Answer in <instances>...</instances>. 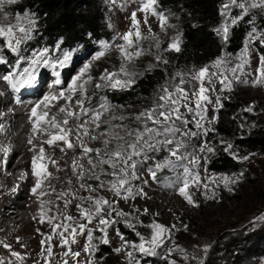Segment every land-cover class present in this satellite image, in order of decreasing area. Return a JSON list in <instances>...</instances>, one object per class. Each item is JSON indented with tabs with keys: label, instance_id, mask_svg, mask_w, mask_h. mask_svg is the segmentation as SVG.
Masks as SVG:
<instances>
[{
	"label": "rangeland",
	"instance_id": "obj_1",
	"mask_svg": "<svg viewBox=\"0 0 264 264\" xmlns=\"http://www.w3.org/2000/svg\"><path fill=\"white\" fill-rule=\"evenodd\" d=\"M146 2L147 0H102V7L110 28L109 36L101 40L90 38L87 43H78L70 49L59 45L60 51H57V45L46 47L33 42L37 30V17L28 7V0H16L11 4L7 3V0H0L3 7V11H0L2 14L0 22L13 24L16 22L17 14L21 16V26L28 27V18L34 21L27 37L16 31L15 34L21 40L18 46L15 45L16 52L7 47V38L0 36L4 38V41L0 40V59L6 61V63H0L1 77L8 75L16 78L18 74H21V70L16 72L13 69V74L9 72L11 64L8 55L16 60L13 68H21L33 59L34 53L38 54L45 48L49 50V55L53 58H62L64 52H71L72 60L66 68L58 69L59 77L53 74L51 68L40 67V76H43L44 80L34 87L40 89L41 93L47 94L49 90L46 88L56 79L66 80V87H68L72 77L85 64L91 65L77 82L75 91L77 97L70 102L76 111L66 129L67 133L72 130V142L78 147L73 161L86 159V171L82 176L81 173L77 174L76 184L71 186L75 188L76 193L58 200L60 205L66 200L76 201L70 209L73 219L69 221L63 218L59 222L61 225L68 224L71 227L65 232L61 226L60 231L63 237L59 234L56 239L48 240L42 235L38 240L39 245L43 246L41 251L46 253L50 245L58 244L67 237L73 240L71 229L76 228V237L80 232L79 225L84 224L85 229L81 234L85 245L82 248V255L78 257L72 255L73 264H130V259L131 264H172L173 261L175 264L182 262L264 264V220L257 219L264 216V155L252 152L240 157L230 139L210 135L212 127L217 122V112L225 101L237 105L234 114L241 129L248 133L256 129L264 130V77L261 76L260 71L261 56H264V35L253 23L244 48L237 55L224 53L206 62L178 65L177 61L169 56L170 52L175 51L169 49V45L179 38L181 17L159 12L155 3L151 9L142 11L143 4ZM239 4H243L244 9L240 8ZM225 5H228L227 9ZM253 5L257 6L253 7ZM221 10L222 21L215 28L217 30L227 26L226 39L222 30L218 33L225 44L231 27L243 16L253 11L264 12V0H236L235 4L232 0H226L222 3ZM154 12L159 15H154ZM24 13L28 14V18L24 17ZM133 13L136 14L138 21L135 27L132 21ZM5 15L7 19L4 18ZM161 15L166 18L164 22L160 19ZM233 20L236 21L234 24ZM137 30L141 34L140 39L135 36ZM129 31L133 33L134 43L128 51L133 53L138 51L140 55L133 56L131 60H125L114 45L123 44L121 37ZM104 43H107L109 48L104 56L96 59V54L104 50ZM217 60L222 61L219 66L215 64ZM121 65L131 75L126 76L121 73ZM205 67L208 72L204 79V87L208 89L206 95L209 100L202 102L200 114L195 111L189 113L181 107L180 111L184 119L188 120V124L173 137V145L160 147V150L155 152L148 151L147 159L134 157L137 161L136 178H132L129 173L127 185L132 189V195L124 199L123 197L128 195L124 190L121 191L120 196L115 195L109 190L115 178L107 174L112 169L108 165H103L104 171H101L100 168H93V164H96L100 158H105V154L114 150L117 143H122L114 138L117 134L125 135L128 131L143 127V124L136 121L135 117L146 109L156 106L158 96L162 94L160 91L162 86L177 84L180 77L176 74L179 73L189 82L184 85L186 89L191 91L195 85L198 90L199 81H193L192 76ZM154 69L161 71L158 86L152 90L151 95L139 97L136 103L115 105L99 94L104 88H113L109 82L101 79L105 70L109 73H119L116 78L122 81H133L131 86L142 73ZM89 77H91L90 80ZM51 78L55 80L50 81ZM221 80H224V84ZM97 84L101 86L96 87ZM80 85L83 87L81 88ZM53 103L56 104V110H59L68 103V100L58 93ZM190 106L195 108L194 102ZM96 113L101 114L99 120H94ZM69 117L68 114H62L60 123L65 124L64 121ZM51 119L52 116H48V121ZM197 122L201 127H197ZM148 125L153 126L150 121ZM52 130L60 131L56 128ZM184 132L195 133V135H183ZM106 140L110 142L108 146L104 143ZM177 142L180 144L177 156H171L168 149L175 148ZM83 147L100 149L101 156L98 157L95 152L85 154ZM220 150L233 152L242 161L241 170L231 174L214 172L211 169V160ZM33 153L32 151L31 154ZM166 159L171 160L172 164L157 171V178L153 180L148 169H154L157 163H163ZM28 160L25 159V161ZM90 160L92 163H89ZM162 171L163 178L159 177ZM94 173L100 176L99 181L93 178ZM69 175L72 176V174ZM185 179L189 182L186 191L192 197L194 204H189L179 194ZM225 180L228 181L227 184ZM101 182L104 183V187H98ZM82 184L85 187H81ZM88 197L94 199L103 197L109 201V205H104L100 214L95 215V212H92L91 223L81 217L80 208L77 207L80 205L81 208L93 209L94 203L88 200ZM46 208L48 209V206ZM45 211L48 212L46 209ZM117 213L124 215H117ZM34 215H38V210L34 212ZM101 218L110 221V225L107 227L101 225L99 223ZM153 223L164 226L168 231L163 234L162 243L156 247V255H145L134 249L132 245L139 244L140 237L143 236L145 246L151 247L148 242L151 240L153 229L149 226ZM101 228H105L107 233L109 241L107 244L102 242L105 232H102ZM32 229L36 231L37 227L32 226ZM89 232H91V240L88 238ZM103 246L109 248L111 253H102ZM117 248L121 251L116 252ZM27 250H23L24 258L28 256L29 259H33L35 256ZM129 252L132 253L131 258L128 256ZM17 259L14 257L15 261Z\"/></svg>",
	"mask_w": 264,
	"mask_h": 264
},
{
	"label": "bare ground",
	"instance_id": "obj_2",
	"mask_svg": "<svg viewBox=\"0 0 264 264\" xmlns=\"http://www.w3.org/2000/svg\"><path fill=\"white\" fill-rule=\"evenodd\" d=\"M15 24L16 22L11 25ZM0 25L6 27L10 24L0 22ZM15 39H19L16 34L14 46ZM0 40L4 41V38L0 37ZM36 55L33 54V59ZM32 60L27 65L14 69L16 72L21 70V74L25 69L31 70L34 67ZM38 72L37 85L44 80L43 76H40V67ZM1 74L2 71H0V93H3L0 95V264H65V261L67 264H73L71 253L79 252L82 255V248L85 245L82 242L81 231L76 235L74 243L67 237L66 245H62V241L50 245L51 255L48 254V248L46 253H42L43 246L39 245L38 240L42 235L56 239L62 233L60 227L56 228L55 232L53 229L56 225H61L59 222L63 218L71 216L70 209L76 201L66 200L68 202L66 206V201L60 205L58 200L76 193L75 188L71 187L76 184L75 176L86 171L85 158L78 162L73 161L78 147L72 142V130L66 132L76 111L70 102L75 100L77 93L66 87L64 79L60 80V84L54 82L51 84L53 86L47 87L49 90L47 94L41 93L37 87L21 89L19 93H14ZM52 80L55 79L51 78L50 81ZM61 92L68 100V103L61 107L64 111L56 110V104L53 103V97L56 99L57 94ZM45 96L49 97L47 101L44 100ZM37 104H39L36 108L37 116H44L47 113L44 120L39 123L37 116L32 115V109ZM62 114L70 115L67 124L60 123ZM48 116H52L50 121ZM52 128L60 131L55 132ZM61 135L67 137V142L56 140L51 145L47 143L53 136ZM68 143L73 147L69 148ZM41 148L44 149V159L38 160V166L44 164L46 172L50 175L42 174L38 177L34 174L32 162L34 158L40 157ZM4 149L8 150L7 153ZM36 210L38 215H34ZM50 219L52 223L48 222ZM32 226L37 227V230L33 231ZM27 249L35 256L33 259H29L28 256L24 258L22 253ZM66 252L69 254L65 255ZM14 257L18 258L17 261Z\"/></svg>",
	"mask_w": 264,
	"mask_h": 264
},
{
	"label": "snow or ice",
	"instance_id": "obj_3",
	"mask_svg": "<svg viewBox=\"0 0 264 264\" xmlns=\"http://www.w3.org/2000/svg\"><path fill=\"white\" fill-rule=\"evenodd\" d=\"M16 0H7V3H15ZM155 3V0H147L146 3L143 4L142 11H147L152 8V5ZM232 3L235 4L236 0H232ZM240 8L244 9L243 4L238 5ZM257 5H253V7H256ZM228 5H225V9H227ZM0 11H3L2 5H0ZM246 11V9H245ZM154 15H159L158 13H153ZM25 18H28V14H23ZM7 19V15L4 17ZM160 19L162 22L166 20L164 16H160ZM16 24L15 25H8V26H2L0 25V36H4L7 38V47L11 49L13 52L17 51V47L20 43V39H15V45L13 44V40L15 38L16 30H18L20 33L24 34L25 37L28 36L29 29L32 27L34 21L30 18L27 19L28 27L21 26V16L19 14L15 17ZM132 21L134 27L138 25V21L136 20V14H132ZM146 22V20H145ZM236 21L233 20L232 23L234 24ZM221 30L224 33L225 39L227 38V32L228 28L227 26H224L222 29H217V33H220ZM133 33L131 31L125 33L121 39L124 41L123 44L114 45L117 47L121 53V56L125 60H131L133 56H139L140 52H129L128 49L133 46V39H132ZM135 36L137 39L142 38L140 32L137 30L135 33ZM177 38L173 43L169 45V49H174L176 51H179V43ZM103 51H100L96 54V59H99L100 57L105 55V52L108 50L109 45L107 43L103 44ZM56 50L60 51L59 44L56 46ZM159 59V57L157 58ZM72 60V53L71 52H64L61 57H51L49 55V50L47 48L43 49L41 52H39L36 57L31 61L32 65L34 66L31 70L25 69L22 74H18L16 78H13L12 76L4 75L2 78L8 83L9 87L11 88L12 92L19 93L21 89L26 88H32L38 83V69L39 67H45V68H51L53 71V74L56 77L60 76V72L58 69L66 68L69 63ZM0 63H6L3 59H0ZM164 63H167V61H164ZM222 63V61L217 60L215 62L216 66H219ZM90 64H85L83 68L79 70V72L72 77V82L69 84V88L73 90V92L76 91L77 82L80 80L82 76L88 71L90 68ZM235 71V69H233ZM261 76L264 77V56H261ZM120 72L124 75L128 76L131 75L127 72L125 67L121 65ZM208 72L207 67L199 69L193 76V81H199L198 90L195 85H193V88L191 91L186 89L184 85L186 83H189L183 78L182 74H176L180 77L179 82L173 86H162L160 91L162 94L158 96V102L155 107L151 109H146L145 111L139 113L135 120L139 121L143 124L142 128H138L135 130H131L126 132L125 135H119L117 134L114 138L117 141H120L122 143H117L114 146V150H112L110 153L105 154V158H100L96 164H93V168H100L101 171H104L103 165H108L112 171L108 172L107 174L115 178V182H112L110 184L109 190L113 191L115 195L120 196L121 191L124 190L128 193L127 196H124V199H128V196L132 195V189L130 187H127L129 184V173H131L132 178H136V170H137V161L134 159V157H143V159H147V152L148 151H159L160 147H166L168 145H173L174 140L173 137L177 133H180L181 128L185 127L188 124V120L184 119L183 114L181 113L180 109L181 107L185 108L187 112L192 113L196 112L197 114H200V110L202 109V102H206L209 100L208 96L206 95V92L208 89L204 87V79L206 77V74ZM119 75V73H109L107 70H105V73L101 76L102 80H105L109 82L110 86L113 88L116 87H128L133 82L131 80L122 81L120 79H117L116 77ZM175 79V77H173ZM91 77H89V80ZM56 84H60V79L55 80ZM221 83L224 84V80H221ZM101 85L97 84L96 87H100ZM228 85H226L227 87ZM82 88L83 85H80ZM3 93H0L2 95ZM61 96H63V92H61ZM49 99L48 96L44 97V100L47 101ZM55 99V97H53ZM194 102L195 108L191 107L190 104ZM39 107V104L36 105L32 109V115L37 116L36 108ZM107 110V109H105ZM61 111H64L61 109ZM100 113H96L94 120H99ZM47 116V113L44 114V116H37V123L40 121H43L44 118ZM203 118V117H202ZM151 122V125L149 126L148 122ZM177 122H179V126H177ZM65 124H67V120L64 121ZM53 126L55 127V122L53 119ZM99 127V125H97ZM197 127H201L199 122H197ZM87 134V132H85ZM195 135V133H188L184 132L183 135ZM158 137H163V139H158ZM95 139V137H93ZM56 140H64L67 142V137L65 135L61 136H53L50 140L47 141L48 144H53ZM105 145H109V141H104ZM68 147L71 148L73 145L71 143H68ZM180 144L177 142L175 148H169L168 151L171 156H177V151L179 150ZM231 147V145H229ZM227 150V149H226ZM5 153H7V149H4ZM83 151L85 154L90 152H95L98 157L101 156V150L100 149H92L89 147H83ZM209 151H212V149H209ZM178 159L180 157H177ZM44 159V149H40V157L33 159V170L34 174L36 176H40L42 174L50 175L46 172V166L44 164H39L38 166V160L43 161ZM89 163H92L90 160ZM119 164V167L117 165ZM172 164L171 160H165L163 163H157L155 165V168H149L148 171L152 177L153 180L157 178V171L168 167ZM187 172V169H185ZM81 176L83 173L80 174ZM93 178L96 180H100V176L93 174ZM147 183V181H145ZM228 181L225 180V184H227ZM183 187L179 189V194L183 196L189 204H194V201L192 197L188 194L186 189L189 187V182L187 179L183 182ZM40 187V182L38 180L37 182V188ZM81 187H85V185H81ZM90 187V186H89ZM98 187H104V183L101 182ZM35 192L36 189H33ZM66 195V194H62ZM90 201H93L94 208L89 210L85 208H81L80 205H77L78 208H80L81 217L83 219H86L89 223L92 222L93 215L92 212L94 211L96 214H100L102 212L104 205H109V201L104 199L103 197L94 199L93 197L87 198ZM66 201V206H67ZM147 211V210H145ZM117 215H124L123 213H117ZM67 220H72L73 218L71 216L66 217ZM257 219L264 220V216L258 217ZM43 222V221H42ZM49 223H52V220L50 219L48 221ZM99 223L101 225H104L105 227L110 225V221L107 219L101 218ZM63 227L64 231L67 232L69 228L71 227L68 224L64 225H56V227L53 229V231H56V228ZM153 229L151 240L148 242L150 243L151 247L145 246V240L144 237H140V243L139 244H133L132 247L134 249H137L139 252L145 254V255H156V247L159 246L162 243V237L165 232L168 231L164 226L160 224L153 223L150 225ZM79 229L81 233L85 229L84 224L79 225ZM102 232H105V236L102 239V242L104 244L109 243L107 239V233L105 231V228L100 229ZM71 234L73 236V243L75 242V234H76V228L71 229ZM61 237H63V233H60ZM139 236V233H137ZM89 240H91V232L88 234ZM48 240H51L52 237L49 236L47 238ZM121 239L123 240V236H121ZM43 243V241H42ZM68 243L67 239H62V245H66ZM87 250V249H86ZM51 247L48 248V254L51 255ZM70 251V250H69ZM116 252H120L121 249L117 248L115 249ZM69 252H66L65 255H68ZM13 255H19L17 253H13ZM74 257H78L80 255L79 252L71 253ZM129 258L132 257V253H128ZM65 264L67 262L65 261ZM131 264V259H130ZM172 264H175L173 261Z\"/></svg>",
	"mask_w": 264,
	"mask_h": 264
},
{
	"label": "trees",
	"instance_id": "obj_4",
	"mask_svg": "<svg viewBox=\"0 0 264 264\" xmlns=\"http://www.w3.org/2000/svg\"><path fill=\"white\" fill-rule=\"evenodd\" d=\"M226 0H155L158 11L181 17L179 51L169 53L178 65L206 62L224 53L237 55L245 45L252 24L264 35V12L253 11L235 23L224 44L215 26L222 21L221 5ZM30 9L37 17V30L33 42L40 46L61 45L70 49L78 43H87L90 38L101 40L110 34V28L102 7V0H28ZM188 16L190 18H188ZM10 68L16 64L13 56L8 55ZM14 69V68H13ZM9 72L13 74L12 69ZM161 71L154 69L142 73L134 83L123 89L104 88L99 93L108 102L123 105L136 103L139 97L151 95L159 84ZM237 105L225 101L217 112V122L210 135L221 136L232 141L241 156L250 153L264 155V130L256 129L251 133L241 129L234 111ZM242 161L233 152L220 150L211 160L214 172L235 173L241 170ZM159 177L163 178V171ZM102 253H111L103 246ZM180 264H193L182 262Z\"/></svg>",
	"mask_w": 264,
	"mask_h": 264
}]
</instances>
